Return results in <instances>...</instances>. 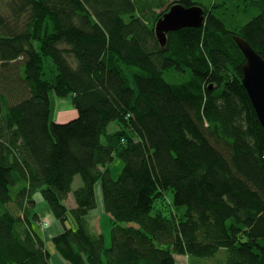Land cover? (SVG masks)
Wrapping results in <instances>:
<instances>
[{"label":"trees","instance_id":"trees-1","mask_svg":"<svg viewBox=\"0 0 264 264\" xmlns=\"http://www.w3.org/2000/svg\"><path fill=\"white\" fill-rule=\"evenodd\" d=\"M175 3L204 22L161 47L154 26ZM234 36L264 60V0H0V264H50L37 194L69 264L220 249L226 264H264V130ZM49 94L70 96L76 117L49 123ZM96 186L107 233L87 220ZM167 190L182 213L165 214Z\"/></svg>","mask_w":264,"mask_h":264},{"label":"water","instance_id":"water-1","mask_svg":"<svg viewBox=\"0 0 264 264\" xmlns=\"http://www.w3.org/2000/svg\"><path fill=\"white\" fill-rule=\"evenodd\" d=\"M204 11L200 6L185 7L175 3L156 22L154 32L157 42L164 47L166 34L183 28H200ZM234 42L244 57L242 86L252 104L257 119L264 130V60L243 39L234 36Z\"/></svg>","mask_w":264,"mask_h":264},{"label":"rangeland","instance_id":"rangeland-1","mask_svg":"<svg viewBox=\"0 0 264 264\" xmlns=\"http://www.w3.org/2000/svg\"><path fill=\"white\" fill-rule=\"evenodd\" d=\"M196 1V0H193ZM164 79L167 82L176 83V79L172 78L170 76V73H164L163 75ZM49 102H50V115H49V123L51 122H56V123H66L73 118L76 117L77 112L75 108L72 105V100L71 97L68 96L66 98L60 99L57 98L54 94H49ZM115 129V124L111 123L109 125L108 131L113 132ZM103 140V139H102ZM123 163L120 159L115 158L110 165V174L113 179H116L122 169ZM81 186V180L79 176H76L73 180L72 186H71V192H70V197L72 198L73 191H75L77 188ZM36 205L32 209L31 212L37 213L42 219L45 218L47 215H51L47 205L45 202L42 200L41 196L39 194L36 195ZM164 200L168 207L165 206V209L168 211L165 212L167 214L170 209L172 212L175 210L182 213L184 211L183 208H175L174 206H170L172 204L173 200V194L171 190H167L164 193ZM69 219L70 216H69ZM71 225V223H70ZM34 226L36 227V223H34ZM177 258V257H176ZM226 258H227V252L225 249H220L213 257L210 258H199V257H194V256H182L177 258V262L179 264H226Z\"/></svg>","mask_w":264,"mask_h":264},{"label":"crops","instance_id":"crops-1","mask_svg":"<svg viewBox=\"0 0 264 264\" xmlns=\"http://www.w3.org/2000/svg\"><path fill=\"white\" fill-rule=\"evenodd\" d=\"M96 195V208L90 211L87 215V220L89 222L90 230L94 234L107 233V226L109 225V219L103 210L102 198L100 194L99 187H95ZM65 205L67 208H72L74 206L73 198L70 194L65 200ZM40 217V216H39ZM41 219V217H40ZM42 221L48 223L45 229L39 228L38 224L35 227L36 231L42 236L45 247L50 254V264H69L67 263L55 250V246L52 243V238L60 234L63 230L62 226L52 217V215H47ZM182 256H177V258ZM177 258L175 257L176 261Z\"/></svg>","mask_w":264,"mask_h":264},{"label":"built area","instance_id":"built-area-1","mask_svg":"<svg viewBox=\"0 0 264 264\" xmlns=\"http://www.w3.org/2000/svg\"><path fill=\"white\" fill-rule=\"evenodd\" d=\"M47 226H48V223H46V222L42 223V228H46Z\"/></svg>","mask_w":264,"mask_h":264}]
</instances>
